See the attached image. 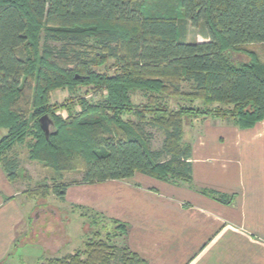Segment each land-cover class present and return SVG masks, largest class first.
Masks as SVG:
<instances>
[{
	"label": "trees",
	"instance_id": "1",
	"mask_svg": "<svg viewBox=\"0 0 264 264\" xmlns=\"http://www.w3.org/2000/svg\"><path fill=\"white\" fill-rule=\"evenodd\" d=\"M187 22L206 41H188ZM109 61L112 73L97 69ZM56 90L69 97L52 102ZM136 91L145 102L133 101ZM201 118L239 128L264 118V0H0V162L9 180L22 178L11 152L26 143L27 158L52 173L29 197L63 200L69 186L134 173L190 186L184 128ZM145 127L162 132L159 149ZM71 174L81 177L65 181ZM80 210L92 214L93 235L82 251L47 264H146L116 244L126 223L107 218L101 227L105 216Z\"/></svg>",
	"mask_w": 264,
	"mask_h": 264
},
{
	"label": "crops",
	"instance_id": "2",
	"mask_svg": "<svg viewBox=\"0 0 264 264\" xmlns=\"http://www.w3.org/2000/svg\"><path fill=\"white\" fill-rule=\"evenodd\" d=\"M187 126L190 186L134 173L99 190L69 186L66 204L39 208L0 162V264H47L82 251L95 231L83 220L80 208L87 206L126 223V236L116 244L146 264H264V118L248 128L219 118ZM4 134L0 129V139ZM203 190L225 194L229 202ZM40 216L59 226L52 230L62 240L51 244L33 231L31 220Z\"/></svg>",
	"mask_w": 264,
	"mask_h": 264
},
{
	"label": "rangeland",
	"instance_id": "3",
	"mask_svg": "<svg viewBox=\"0 0 264 264\" xmlns=\"http://www.w3.org/2000/svg\"><path fill=\"white\" fill-rule=\"evenodd\" d=\"M186 28V39L190 42L193 41H197V42H204L206 41L205 37H203L201 31H204V29L201 28H196L194 26H192L190 23H186L185 25ZM205 32V31H204ZM255 50L257 51H262L263 49L260 48V46H255ZM234 60H241V61H246L248 58L247 56L243 55V54H233ZM100 71H105V72H110L112 73L114 71V67H112V62L109 61L106 65L101 66L99 68H97ZM85 88H82L80 90V94H84L86 95V98H89V96L93 95V93H89L88 95L85 93ZM69 97V93L66 90H56L54 93H52L51 95V101L56 103V104H60L63 103L67 98ZM94 98H98L93 96ZM133 101L135 103H139V102H145V99L142 97L140 92H135L132 96ZM62 116H65V112L62 110L58 111ZM130 118L129 115L125 116V119ZM133 118V117H131ZM188 121V120H186ZM186 126V125H185ZM189 126H186V129ZM145 132L147 134L150 135V147L151 149H159L161 144H162V140H163V134L162 132H160L157 129L151 128V127H145ZM14 154L13 156H16L19 166L24 170L23 173V177L19 178V185L22 187V190H24V192L33 189L36 187V183L40 182V181H45L47 182V184H50V177L52 175V173L46 169H44L41 165H39L36 162H32L27 158V145L26 143H20L14 146V148L12 149L11 154ZM11 156V155H10ZM80 175L78 174H71L65 177V181H70L72 179L75 180H79L80 179ZM102 183H97V184H93L91 186H95L98 185V190L101 189V185ZM75 187H79V186H90V185H80V184H75L72 185ZM100 192V191H99ZM90 199V197H89ZM62 201V202H61ZM90 202H94V199H92V201ZM34 204L39 206V208H47V207H61L63 204H66V202L64 203V200H60L58 198H56L54 195L49 194L47 196V198L43 201L42 199L40 201H37V199L35 198ZM45 206V207H44ZM56 206V207H55ZM85 209L91 210L93 212H97L100 213L105 216V220L100 221L101 222V227L103 224H106L105 222L108 221L109 219L107 218H113L111 217L110 214L107 213H103L97 209H94L92 207H85ZM86 218H84V222H87V224H89L88 222H91L90 219H92V214L91 213H85ZM89 218V219H88ZM34 223V228L36 232L41 233L40 236L45 235L44 239L45 241H48V243L53 244L55 241L58 240H62L61 237H63L62 233L57 234L56 236H54L53 230L56 227H59L55 224L54 221H48L47 217H43L40 216L37 221L35 222L34 218H32L31 223ZM90 225V224H89ZM57 229V228H56ZM90 238V236L88 237ZM36 254V253H35Z\"/></svg>",
	"mask_w": 264,
	"mask_h": 264
},
{
	"label": "water",
	"instance_id": "4",
	"mask_svg": "<svg viewBox=\"0 0 264 264\" xmlns=\"http://www.w3.org/2000/svg\"><path fill=\"white\" fill-rule=\"evenodd\" d=\"M40 125L43 131L45 132V134H47L48 133V122L45 116L40 119Z\"/></svg>",
	"mask_w": 264,
	"mask_h": 264
}]
</instances>
